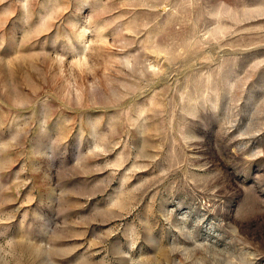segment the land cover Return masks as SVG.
Wrapping results in <instances>:
<instances>
[{
  "label": "rangeland",
  "instance_id": "1",
  "mask_svg": "<svg viewBox=\"0 0 264 264\" xmlns=\"http://www.w3.org/2000/svg\"><path fill=\"white\" fill-rule=\"evenodd\" d=\"M0 264H264V0H0Z\"/></svg>",
  "mask_w": 264,
  "mask_h": 264
}]
</instances>
